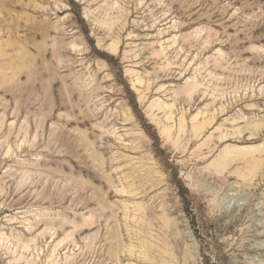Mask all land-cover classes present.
Here are the masks:
<instances>
[{
    "label": "rangeland",
    "instance_id": "374dc122",
    "mask_svg": "<svg viewBox=\"0 0 264 264\" xmlns=\"http://www.w3.org/2000/svg\"><path fill=\"white\" fill-rule=\"evenodd\" d=\"M0 264H264V0H0Z\"/></svg>",
    "mask_w": 264,
    "mask_h": 264
},
{
    "label": "bare ground",
    "instance_id": "6f19581e",
    "mask_svg": "<svg viewBox=\"0 0 264 264\" xmlns=\"http://www.w3.org/2000/svg\"><path fill=\"white\" fill-rule=\"evenodd\" d=\"M245 149V148H244Z\"/></svg>",
    "mask_w": 264,
    "mask_h": 264
}]
</instances>
